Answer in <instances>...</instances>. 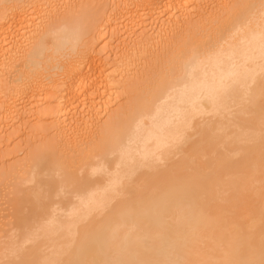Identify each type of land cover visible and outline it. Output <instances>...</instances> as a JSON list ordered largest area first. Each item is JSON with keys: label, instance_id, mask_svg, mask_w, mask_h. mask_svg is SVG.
I'll return each instance as SVG.
<instances>
[{"label": "bare ground", "instance_id": "6f19581e", "mask_svg": "<svg viewBox=\"0 0 264 264\" xmlns=\"http://www.w3.org/2000/svg\"><path fill=\"white\" fill-rule=\"evenodd\" d=\"M4 131L0 264H264V0H0Z\"/></svg>", "mask_w": 264, "mask_h": 264}, {"label": "rangeland", "instance_id": "374dc122", "mask_svg": "<svg viewBox=\"0 0 264 264\" xmlns=\"http://www.w3.org/2000/svg\"><path fill=\"white\" fill-rule=\"evenodd\" d=\"M122 0H117V2L118 3H120ZM102 5V4H101ZM101 7V10H99V14L95 17V21H96V18H102V16L104 15V14H106V12H107V10L105 9V7H102V6H100ZM100 9V8H99ZM117 10V11H116ZM116 10H115V12H112L114 15L116 14V15H118L117 16V18H122L123 17V11H121V6H119V7H116ZM120 10V11H119ZM125 13V12H124ZM122 15V16H121ZM121 16V17H120ZM122 21H125L124 19L123 20H121V22ZM114 46H115V44H114ZM150 57V61L149 62H151V59H153L151 56H149ZM148 59L146 60V61H144V62H140L139 64H138V66H140V64L141 65H145V64H147L146 62H148ZM137 66V67H138ZM136 67V68H137ZM12 132V131H11ZM10 131L9 132H6V131H4V132H2L1 134H0V149L1 148H3V154H2V152L0 153L1 155H0V157L2 156V161L5 163V165H6V167H8V166H10L11 164H13V163H15V161H17V160H21V159H23V157H24V155L22 156V154L20 153V152H18L17 150H16V146L18 145V143H19V140L20 139H18V140H16V137H14V135H13V133H11ZM10 140V141H9ZM17 141V142H16ZM3 142H5V143H3ZM7 142V143H6ZM2 143V144H1ZM13 144V145H12ZM7 146V147H6ZM36 147V146H35ZM5 148V149H4ZM20 149V148H19ZM5 165H4V167H5ZM3 177H5V176H3ZM3 200V199H2ZM3 204L4 202L3 201H1L0 200V204ZM1 204V205H2ZM5 211H7V209L5 210ZM5 211H0V213L2 214V213H5ZM6 214V213H5ZM4 214V215H5ZM2 216H3V214H2ZM1 216V217H2ZM7 218V217H6ZM2 218H0V220H1ZM1 222V221H0Z\"/></svg>", "mask_w": 264, "mask_h": 264}]
</instances>
